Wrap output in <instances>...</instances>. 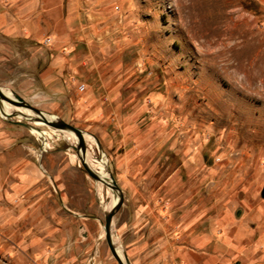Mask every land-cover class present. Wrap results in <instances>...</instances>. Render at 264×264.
Returning <instances> with one entry per match:
<instances>
[{"label": "rangeland", "instance_id": "374dc122", "mask_svg": "<svg viewBox=\"0 0 264 264\" xmlns=\"http://www.w3.org/2000/svg\"><path fill=\"white\" fill-rule=\"evenodd\" d=\"M58 7L48 18L44 2L30 5L25 36L0 31V86L100 142L104 163L85 139L123 195L121 251L132 264H264V0ZM0 124L53 179L8 199L0 163V264H118L104 222L120 194L88 174L72 135L18 116Z\"/></svg>", "mask_w": 264, "mask_h": 264}, {"label": "crops", "instance_id": "0c3cea01", "mask_svg": "<svg viewBox=\"0 0 264 264\" xmlns=\"http://www.w3.org/2000/svg\"><path fill=\"white\" fill-rule=\"evenodd\" d=\"M44 2L49 10L45 16H52V9L50 7L55 6V14H60L61 10L59 5L62 4V0H40ZM39 0H0V31L7 34H18L25 36L29 34L31 25L29 19L30 5H34ZM19 8L18 16L15 17L12 13V7ZM51 9V10H50ZM54 15V21H60V15ZM17 19L21 20V25H17L15 22ZM16 26H19L16 28ZM18 134L11 132L7 127L0 124V163L7 165V171H10L12 177L7 180V190L3 193L8 199L12 198H30L36 195L42 194L46 188H48V182L53 181L52 177H49L41 169L40 163L36 161L31 155L30 149L25 144H21L17 141ZM55 184L57 180L54 178ZM2 182L0 181V186ZM54 188H58L55 186ZM60 189V188H59ZM183 257L186 256V251L181 250ZM161 261H152V264H160Z\"/></svg>", "mask_w": 264, "mask_h": 264}, {"label": "water", "instance_id": "95a60500", "mask_svg": "<svg viewBox=\"0 0 264 264\" xmlns=\"http://www.w3.org/2000/svg\"><path fill=\"white\" fill-rule=\"evenodd\" d=\"M1 88V86H0ZM14 93V96L16 99H12V98H6L7 101H9L11 104H13L14 106H16L17 108H21L18 109L14 112H11L9 114H3L2 111L0 110V115L4 118H8V116L11 117H24L28 120H38L41 119L45 124H47L48 126L60 131V132H69V133H73L77 138V144L74 145V148L77 152L78 158L81 162V164L83 165V167L85 168V170L88 172V174L93 177L96 180L105 182L110 188H112L114 191L118 192L120 195L119 200L113 205V207L105 214V222H104V230H105V239L107 242V245L111 251V254L113 255V257L117 260L118 264H132V262L130 261L126 251H124L122 249V251L120 252V249L118 248V246L116 245L114 238H113V218L115 213L119 210V208L122 206L123 203V195L121 192L120 187L118 186L117 182L114 180L113 175L110 173V171H108L109 173V178L107 177H102L100 176L97 172H95L87 163L85 156L87 153V146H86V141L84 139V131L68 122H66L64 119L57 117V119L55 120H48L44 117L43 113L44 111L33 106L32 104H30L29 102H27L22 96H20L19 94ZM0 94H2L1 90H0ZM1 104V101H0ZM28 109L32 112H34L35 114H38V117H28L26 115V113L22 110V109ZM3 114V115H2ZM36 118V119H34ZM10 122L13 123H19L25 127H28L29 129L31 128L32 125H30L29 123L23 122L21 120H11L9 119ZM95 138V137H94ZM95 141L97 143V147L98 150L100 152V157H102L103 150H102V146L100 144V142L95 138ZM110 180V182H108L107 180ZM263 195H264V191H263Z\"/></svg>", "mask_w": 264, "mask_h": 264}, {"label": "bare ground", "instance_id": "6f19581e", "mask_svg": "<svg viewBox=\"0 0 264 264\" xmlns=\"http://www.w3.org/2000/svg\"><path fill=\"white\" fill-rule=\"evenodd\" d=\"M0 90H1L2 94H6V95L10 96L12 99H16L15 96H14L13 91H12L10 88L1 87ZM2 94H0V96H1ZM3 96H4V95H3ZM0 101H1V104H0V110H1V111H4V112H8V113H10L9 108H10V105H11V104L9 103V101H7V99L4 98V97H2V98L0 99ZM23 110H24V112H26V113L28 114V115H27L28 117H32V118H33V117H36V116L38 117V114H35L34 112H32V111H30V110H28V109H24V108H23ZM43 115H44V117H45L46 119H48V120H55V119H57V117H58V116H53L52 114H50V113H46V112H44ZM41 121H42L41 119H38V120H35L34 122H41ZM42 122H43V121H42ZM32 130H33L35 133H37L38 135L43 136L42 138L44 139V134H42L41 131H38V130H36V129H34V128H32ZM70 134L72 135L73 140L77 143L78 138H77L73 133H70ZM87 138H90V139H92V140L94 141V138H93L91 135L84 133V139H87ZM44 140H45V139H44ZM89 141H90V140H89ZM47 145H48V142L45 140V141H44V147L47 146ZM72 157L74 158V157H76V156L73 155ZM85 159H86L88 165L93 169V167H92V165H91V163H93V160H92V161L89 160V159H91V158L88 157V153H86ZM98 162H99V161H98ZM101 162L104 163V162H105V159L101 158ZM101 162H100V163H101ZM97 166L99 167V169L102 170V168H103L102 163H101V165L98 164ZM93 170H94V169H93ZM94 171H95V170H94ZM95 172H96V171H95ZM108 177H109V173H108ZM107 181L110 182L109 179H108ZM100 182H102V181H100ZM103 183H105V182H103ZM119 198H120V196L118 195L117 199L111 204V206L109 207V209H111V208L113 207V205L119 200ZM113 238H114V241H115L116 245L118 246V248L120 249V252H121V247H120V244H119V241H118L116 235L114 234V230H113Z\"/></svg>", "mask_w": 264, "mask_h": 264}]
</instances>
